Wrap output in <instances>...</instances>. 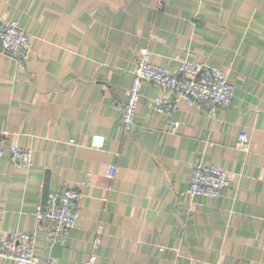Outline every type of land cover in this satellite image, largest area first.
<instances>
[{
  "label": "crops",
  "instance_id": "1",
  "mask_svg": "<svg viewBox=\"0 0 264 264\" xmlns=\"http://www.w3.org/2000/svg\"><path fill=\"white\" fill-rule=\"evenodd\" d=\"M1 18L25 28L32 53L19 67L0 50V139L31 148L33 161L0 157V232L32 233L35 254L58 264H82L99 223L95 264H264V0H0ZM143 46L169 72L183 60L225 70L231 103L180 100L172 133L153 108L168 91L146 82L124 130ZM198 162L226 168L230 186L185 193ZM46 183L82 194L63 242H49L52 223L36 215Z\"/></svg>",
  "mask_w": 264,
  "mask_h": 264
},
{
  "label": "built area",
  "instance_id": "2",
  "mask_svg": "<svg viewBox=\"0 0 264 264\" xmlns=\"http://www.w3.org/2000/svg\"><path fill=\"white\" fill-rule=\"evenodd\" d=\"M0 50L12 57L17 66L24 67L29 59L31 48L30 34L16 20L1 18ZM150 50L143 46L138 50L133 68L132 82L127 91V98L122 105L121 123L126 131H130L136 123L135 114L141 96V88L146 82L155 83L168 92L157 94L153 98V108L168 119L167 130L175 133L179 120L172 117L177 102L184 100L188 104L202 105L209 102L212 106H227L231 103L234 85L228 80L227 72L206 64L183 60L177 72H169L162 66L151 61ZM103 136L94 135L93 146H100ZM238 143L243 151H249L250 138L247 132L238 133ZM7 152L9 159L18 166H29L33 161L31 148L14 143L7 149L0 139V157ZM115 165H109L107 174L113 175ZM229 171L213 163H195L185 193L201 194L215 197L219 192L230 186ZM81 191L73 186H63L60 190L50 192L45 209L37 208V218H47L51 226L47 228L49 242H63L66 232L79 216ZM102 223L95 230L93 247L82 264H95V248L101 241ZM0 256L14 259L18 264H58L54 255L41 258L34 252L33 235L22 230L0 232Z\"/></svg>",
  "mask_w": 264,
  "mask_h": 264
},
{
  "label": "water",
  "instance_id": "3",
  "mask_svg": "<svg viewBox=\"0 0 264 264\" xmlns=\"http://www.w3.org/2000/svg\"><path fill=\"white\" fill-rule=\"evenodd\" d=\"M48 180V172L46 175V181ZM49 194V189H48V184L46 183L43 189V198H42V204H43V209H45V205H46V200Z\"/></svg>",
  "mask_w": 264,
  "mask_h": 264
},
{
  "label": "rangeland",
  "instance_id": "4",
  "mask_svg": "<svg viewBox=\"0 0 264 264\" xmlns=\"http://www.w3.org/2000/svg\"><path fill=\"white\" fill-rule=\"evenodd\" d=\"M33 151V150H32Z\"/></svg>",
  "mask_w": 264,
  "mask_h": 264
}]
</instances>
